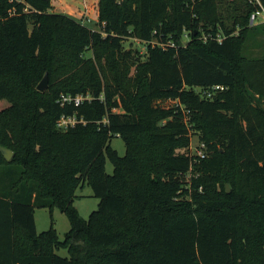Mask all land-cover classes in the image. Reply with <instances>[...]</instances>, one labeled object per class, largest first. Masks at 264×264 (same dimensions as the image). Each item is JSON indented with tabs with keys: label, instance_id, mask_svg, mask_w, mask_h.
Segmentation results:
<instances>
[{
	"label": "trees",
	"instance_id": "1",
	"mask_svg": "<svg viewBox=\"0 0 264 264\" xmlns=\"http://www.w3.org/2000/svg\"><path fill=\"white\" fill-rule=\"evenodd\" d=\"M245 2L229 12L219 0H99L95 29L51 11L52 0H0V102L17 93L9 74L40 95L0 106V133L16 120L25 139L11 160L0 151V264H264V110L254 101L264 96V57L244 55L264 24L250 23L256 5ZM127 37L145 51L127 49ZM213 85L224 88L202 95ZM62 94L91 98L63 104ZM64 114L85 122L58 128ZM191 129L206 157L177 152L190 147ZM141 133L161 145L146 166L135 152ZM239 158L236 189L216 198L224 166ZM84 182L100 198L89 218L74 206ZM36 207L68 216L64 239L53 226L37 231Z\"/></svg>",
	"mask_w": 264,
	"mask_h": 264
},
{
	"label": "rangeland",
	"instance_id": "2",
	"mask_svg": "<svg viewBox=\"0 0 264 264\" xmlns=\"http://www.w3.org/2000/svg\"><path fill=\"white\" fill-rule=\"evenodd\" d=\"M93 0H52V5L56 6L57 8L62 7H68L67 13L68 15L74 17L77 20L82 21L83 23L87 24L90 27H93L95 29H100L99 26V0H97V5L92 4ZM88 9H86V5ZM246 2L245 0H219V5L223 7L224 9L228 10L229 12H235L234 9L237 8L238 12H240L241 9L244 8ZM55 7H53L54 9ZM55 12H58L55 11ZM87 18H90V21H87ZM231 22V19L229 20V23ZM256 25V24H255ZM247 43L244 44L245 53L244 55L247 57L248 60L262 58L264 57V33H261L260 30L254 29L251 30L250 33L247 36ZM125 46L127 49L134 50L135 48L141 49V51H145V43L141 42L138 38L133 37H127L125 40ZM130 51V50H129ZM84 56L94 57L93 51L87 50L84 53ZM98 61H102L101 58H96ZM246 62V61H245ZM127 65V64H124ZM134 73V68L131 70L129 76H132ZM8 80H13L16 85V95L13 96L11 99H2L0 102V106L2 108L7 107L9 108V105L15 101H17L19 104L24 103H31L34 102L40 95L34 90V89H28L21 85L19 78L15 75L10 76L5 75ZM45 76V75H44ZM12 82V81H11ZM49 82L50 77H49ZM13 83V82H12ZM13 83V85H14ZM14 85V86H15ZM264 89V88H263ZM197 90V88H196ZM50 91L46 89L44 91L42 97H47L49 95ZM259 98L258 100H254L256 104L264 110V96L262 95H256ZM170 100V99H169ZM159 101V106H169L170 101ZM254 102V103H255ZM8 109H5V111ZM11 129L8 132V136L4 137L0 133V145H4L6 147L8 146V143L6 141H12L13 143L17 144L20 148L19 150L12 148L17 154L19 151L20 155L23 153L22 145L25 143V139L20 134V124L16 120L11 121ZM137 137L139 138V144H136V150L135 152L140 157V160L142 163H144V166H146L147 161L146 157L151 154V152L160 153L161 145L156 146H150L147 137L145 134L141 133L138 134ZM202 132L196 129H191V145L187 148H180L177 150L178 153H193L196 150V146L202 141ZM215 145V143L213 142ZM112 146L116 148L120 155H125L127 151V146L124 138L122 136H114L112 138ZM218 148V145H217ZM215 148H210L209 152L210 154L215 151ZM13 157V156H12ZM155 161H159L157 157L154 159ZM3 161V160H2ZM242 159H238V162L233 166L230 167L227 164L224 166L222 171V176L219 181L216 182L215 186L212 188V195H214L216 198H222L225 194L230 193L236 189V185L232 184L229 181V177L234 176L238 177L243 170L242 166ZM106 169L108 173H113L114 171V165L113 163L108 159L106 162ZM187 175L180 176V179L186 180ZM77 197L74 202V206L78 209L79 213L84 218H89L92 211L96 210L99 206L100 198L96 197L94 195V192L89 185V183L84 182L83 186L78 188L76 191ZM35 218H36V227L38 232H43L51 228L52 226L56 229V233L61 239L65 238V234L67 231H69L71 224L68 216L63 213L58 207H36L35 208ZM56 252L62 256H68V250L66 248H60L59 250H56Z\"/></svg>",
	"mask_w": 264,
	"mask_h": 264
},
{
	"label": "built area",
	"instance_id": "3",
	"mask_svg": "<svg viewBox=\"0 0 264 264\" xmlns=\"http://www.w3.org/2000/svg\"><path fill=\"white\" fill-rule=\"evenodd\" d=\"M250 2L254 3L256 5V8L252 11L250 15V23L253 24H264V5L261 2V0H250ZM90 18H87V21H90ZM209 37L207 35L203 36L204 40H207ZM218 39L221 41L222 37L219 36ZM223 85H213L211 87L207 88H201L200 91L202 95L207 97H213L214 91L217 89H223ZM91 97L85 96V95H76L72 96L71 94H62L61 96V102L64 103H71L73 102L75 105H80L85 99H90ZM170 103H174V100H169ZM78 122H85L83 118L77 117V115H62L57 120V126L61 129H67L70 126L75 125ZM195 154L206 157L207 156V145L204 141H201L197 146L196 150L194 152Z\"/></svg>",
	"mask_w": 264,
	"mask_h": 264
},
{
	"label": "water",
	"instance_id": "4",
	"mask_svg": "<svg viewBox=\"0 0 264 264\" xmlns=\"http://www.w3.org/2000/svg\"><path fill=\"white\" fill-rule=\"evenodd\" d=\"M48 86H49V73L46 72L45 76L39 82L37 87H38V89L44 91ZM0 151L3 153L4 157L7 160H11L12 159V156L14 154V151L12 149H9V148H6V147L0 145Z\"/></svg>",
	"mask_w": 264,
	"mask_h": 264
},
{
	"label": "crops",
	"instance_id": "5",
	"mask_svg": "<svg viewBox=\"0 0 264 264\" xmlns=\"http://www.w3.org/2000/svg\"><path fill=\"white\" fill-rule=\"evenodd\" d=\"M92 4L97 5V0H93ZM85 6H86V9H88L87 4ZM53 7H55V8L53 9ZM53 7H52L51 11H57L58 10V12H60V13H65L66 11L69 10L68 7L67 8L62 7V6H60V8H57L56 6H53Z\"/></svg>",
	"mask_w": 264,
	"mask_h": 264
}]
</instances>
